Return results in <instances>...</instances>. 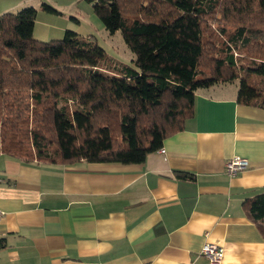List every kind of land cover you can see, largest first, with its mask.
I'll return each mask as SVG.
<instances>
[{"label":"crops","instance_id":"0c3cea01","mask_svg":"<svg viewBox=\"0 0 264 264\" xmlns=\"http://www.w3.org/2000/svg\"><path fill=\"white\" fill-rule=\"evenodd\" d=\"M27 6L39 41L103 27L86 0H0V15ZM237 91L197 90L184 129L141 164L0 154V264H208L205 244L222 249L220 264H264V236L244 208L264 192V109L238 103ZM235 156L248 164L230 177Z\"/></svg>","mask_w":264,"mask_h":264},{"label":"trees","instance_id":"16d2710c","mask_svg":"<svg viewBox=\"0 0 264 264\" xmlns=\"http://www.w3.org/2000/svg\"><path fill=\"white\" fill-rule=\"evenodd\" d=\"M86 1L135 68L94 36L36 40L32 7L0 15V154L141 164L184 129L197 90L237 82V102L264 109V0ZM244 208L264 236V192Z\"/></svg>","mask_w":264,"mask_h":264},{"label":"rangeland","instance_id":"374dc122","mask_svg":"<svg viewBox=\"0 0 264 264\" xmlns=\"http://www.w3.org/2000/svg\"><path fill=\"white\" fill-rule=\"evenodd\" d=\"M28 7H30V6H27V8ZM78 7L75 6L74 10H72L71 12H72L73 16H75L73 13H76L78 15L76 18H81V17H79V12H77ZM57 9L59 10V8H57ZM62 9H64V8H62ZM59 11L62 12V10H59ZM95 18L99 21V19L97 17H95ZM67 20H68V22L72 21L71 18L70 19L67 18ZM100 24H101V22H100ZM81 28H84L83 24H82ZM99 28H100V25H99ZM93 33H95L94 37L96 39L97 45L105 51V53L107 54L109 59L112 60V62L122 63L128 67H132V68L134 67L135 68V65H134L135 56L133 53L130 52V50L125 45L120 32H116L115 34L110 35L102 27V29H99V30L95 29ZM63 36H61V38H59V39L48 38L47 40L42 41V42H48L51 40H61L63 38ZM234 84L236 87H238L237 82ZM228 85H231V84H228ZM217 88L218 87H213L215 92H216V90H218ZM227 88L234 90L233 86H227ZM213 92H211V93H213Z\"/></svg>","mask_w":264,"mask_h":264},{"label":"built area","instance_id":"2783aa9c","mask_svg":"<svg viewBox=\"0 0 264 264\" xmlns=\"http://www.w3.org/2000/svg\"><path fill=\"white\" fill-rule=\"evenodd\" d=\"M247 164V160L243 158L238 156L232 157L225 164V173L230 177H234L245 170ZM200 255L206 259L208 264H220L222 260V249L215 245L205 244L200 251Z\"/></svg>","mask_w":264,"mask_h":264}]
</instances>
